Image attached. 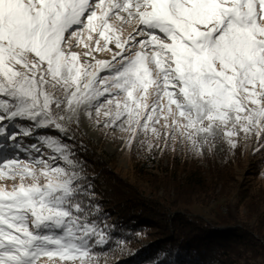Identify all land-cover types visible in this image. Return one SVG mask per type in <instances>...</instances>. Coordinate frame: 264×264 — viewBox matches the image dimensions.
<instances>
[{
	"label": "snow or ice",
	"instance_id": "6c2138e0",
	"mask_svg": "<svg viewBox=\"0 0 264 264\" xmlns=\"http://www.w3.org/2000/svg\"><path fill=\"white\" fill-rule=\"evenodd\" d=\"M73 42L85 56L109 42L117 51L81 62ZM102 99L105 126L149 150L180 143L202 155L217 139L235 147L240 134L264 136V0H0V178L19 180L0 185V264H92L93 245L108 242L80 200L68 144L40 137L59 155L36 144L37 155H18L34 129L66 135L81 108L99 115Z\"/></svg>",
	"mask_w": 264,
	"mask_h": 264
},
{
	"label": "trees",
	"instance_id": "16d2710c",
	"mask_svg": "<svg viewBox=\"0 0 264 264\" xmlns=\"http://www.w3.org/2000/svg\"><path fill=\"white\" fill-rule=\"evenodd\" d=\"M70 129L81 141L50 136L69 145L82 169L80 200L89 220H94L108 239L98 249L128 246L127 255L135 254L134 260L140 264H230L240 249L259 245L253 242L252 233L236 227L238 221L245 220H230L228 215L207 208L211 199L224 198V192L215 194L214 188L233 183L234 166L242 165L245 156L240 144L228 146L220 159L212 154L195 158L191 153L181 159L179 152L178 156H166L164 165L148 166L162 176L141 171L135 161L132 173L122 177L111 159L103 163L100 156L94 157L91 139L73 125ZM260 217L264 222V215Z\"/></svg>",
	"mask_w": 264,
	"mask_h": 264
},
{
	"label": "rangeland",
	"instance_id": "374dc122",
	"mask_svg": "<svg viewBox=\"0 0 264 264\" xmlns=\"http://www.w3.org/2000/svg\"><path fill=\"white\" fill-rule=\"evenodd\" d=\"M111 23H119L115 19ZM134 22L132 24H125L122 26L121 34L122 38L127 37L128 33L133 31ZM93 41L91 42L95 46V39L99 38L101 45L104 41L102 37H96L93 33ZM87 36H85V40ZM74 46L71 51L77 52L80 56L81 62L94 63L96 60L99 61H111L113 53L117 51L115 45L112 42L108 43V48L105 50H97L92 52L90 56L84 54L88 51V48L83 43ZM110 49V50H109ZM94 57V59H93ZM101 77L108 75L107 70L102 71L99 74ZM122 97H117L121 99ZM104 106L100 109V114L97 115L94 109L81 108L76 117H73L72 122L66 125L68 131L65 135L61 133L55 127H47L34 129V134L28 137H23L20 140L22 148L18 155L22 160L37 155L31 150V145L36 144L41 148L40 155L45 157L54 156L51 155L53 152L51 148H48L47 144H41L40 137H51V134H59L66 138V140L75 142L77 139L81 141V138L70 129V126L76 127L85 137L93 141L94 147L91 150L95 154L94 157L101 158L103 163H106L108 159H111L115 165L116 171L125 177L132 173V166L135 161L138 162V167L145 173L160 175L157 170L148 167L151 164L161 166L168 162L167 158L172 156H178L180 158L188 157L191 153L195 158H204L208 155H214L217 159H220L221 154L226 152L229 144L224 139H217L209 150L207 147L204 148L202 155L193 153L186 145L180 143L175 144V150H172V146L161 151L159 148H149L144 145L142 146L140 140L144 139L142 136H137L131 144L127 143L128 133L124 132L118 125L105 126V122L108 121L103 113L108 109L109 105L103 101ZM91 111V116L88 112ZM78 121V122H77ZM99 121V123H97ZM21 126H27L28 122H20ZM49 128H54L53 131ZM52 131V132H51ZM52 138V137H51ZM77 138V139H76ZM236 139V145L240 144L242 149L245 151V156L242 157V165L234 166L233 170V183L227 184L225 187L222 185L214 188L215 194L221 191L224 194L223 197L218 201L211 199L208 202L207 208L215 209L224 216L228 215L230 220L243 219L246 223L240 221L237 222L236 227L241 230H246L252 233L254 243L257 242L259 245L253 247L249 246L237 254H234L232 263L230 264H264V222H260V216L264 215V136H258L255 131L248 134H240ZM151 143H155L154 139L150 140ZM71 144V143H70ZM78 145H73L76 147ZM23 149H28L25 152ZM178 149V151H177ZM105 154H107V159ZM167 156V158H166ZM209 157V156H208ZM259 158V159H258ZM152 160H154L152 162ZM152 162V163H151ZM61 166L65 164L59 161ZM150 176V175H148ZM19 183V180H13L10 177L0 178V185L10 189L14 184ZM159 194L162 191L159 190ZM207 216V215H206ZM31 230V226H30ZM102 245H93L91 250L92 264H140L137 260H134L135 254L128 256L130 252L128 246L115 245L109 249H98ZM104 246V245H103ZM37 264H70V262L61 261L59 256H53L51 258L41 255ZM79 264V262H77ZM155 264V263H150Z\"/></svg>",
	"mask_w": 264,
	"mask_h": 264
}]
</instances>
